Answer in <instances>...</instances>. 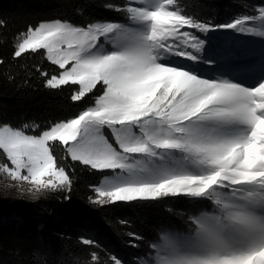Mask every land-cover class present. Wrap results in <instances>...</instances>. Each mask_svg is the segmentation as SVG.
<instances>
[{"label": "snow or ice", "instance_id": "6c2138e0", "mask_svg": "<svg viewBox=\"0 0 264 264\" xmlns=\"http://www.w3.org/2000/svg\"><path fill=\"white\" fill-rule=\"evenodd\" d=\"M108 6L124 9L133 24L56 20L21 34L14 57L44 49L61 70L46 87L77 85L73 101L97 85L102 94L94 105L37 134L24 129L39 125L0 126V150L11 165H0V171L36 192L70 188L71 178L54 156L58 142L73 161L113 173L95 187L94 203L185 196L214 205L191 218L187 236L165 231L151 245L156 256L140 264H264V69L251 83L206 76L202 67L213 60L196 54L204 41L188 31L264 36V8L258 17L211 24L182 12L178 0Z\"/></svg>", "mask_w": 264, "mask_h": 264}, {"label": "trees", "instance_id": "16d2710c", "mask_svg": "<svg viewBox=\"0 0 264 264\" xmlns=\"http://www.w3.org/2000/svg\"><path fill=\"white\" fill-rule=\"evenodd\" d=\"M178 3L182 12L211 24H224L246 15L258 17L264 8V0H178ZM108 5L122 4L120 0H0V125L20 129L25 124L39 125L35 131L31 127L24 129L37 134L95 103V98L102 94L99 85V90L94 89L81 101L71 99L77 85L46 87V81L60 70L46 59L42 49L35 53L26 51L20 57H14V52L24 38L21 34L42 22L60 20L87 26L112 21L125 25L127 19ZM188 31L204 41L202 52L196 54L213 60L212 64L203 65L204 75L251 83L264 69V36L231 29ZM42 72L48 75H41ZM107 135L112 140L111 133ZM54 149L57 165L64 167L71 178L70 188L39 192L25 186L16 188L0 171V264H114L113 257L124 264H140L144 258L156 256L151 245L160 243L165 231L187 236L193 227L191 218L214 207L211 202L185 196L94 203L93 189L111 171H97L73 161L58 142ZM5 163L11 166L0 150V165ZM129 232L143 239L135 240ZM82 237L96 244L85 245ZM133 243L137 246L133 247ZM93 252L97 253L98 261L92 259Z\"/></svg>", "mask_w": 264, "mask_h": 264}, {"label": "rangeland", "instance_id": "374dc122", "mask_svg": "<svg viewBox=\"0 0 264 264\" xmlns=\"http://www.w3.org/2000/svg\"><path fill=\"white\" fill-rule=\"evenodd\" d=\"M121 1V4L123 5V4H125L126 2H128V0H120ZM132 2H138V0H132ZM117 12H119L120 13V15H121V17H123V18H126L127 19V21H126V24L125 25H130V24H133V22L131 21V19H130V17L128 16V14L126 13V11L124 10V9H121V10H119V11H117ZM48 22H52V21H48ZM43 23V22H42ZM41 24V23H40ZM23 40V39H22ZM20 42H22L21 40H20ZM105 47L106 48H109V47H111V45H108V44H106L105 45ZM43 51H44V55H45V57H46V59H47V56H46V52H45V50L44 49H42ZM48 60V59H47ZM49 61V60H48ZM61 71V70H60ZM94 105V104H93ZM2 125H4V124H2ZM2 125H0V126H2ZM14 128V127H13ZM26 132V131H25ZM28 133V132H27ZM28 134H32V133H28ZM70 157V156H69ZM71 158V157H70ZM90 167V166H89ZM105 171V170H104ZM110 171V170H109ZM113 175V173L111 172V174L110 175H107L106 177H110V176H112ZM106 177H103L102 178V180L100 181V183H99V185L98 186H100L103 182H104V180H105V178ZM8 180V182L11 184V185H14V187H16V188H27V189H33V186L32 185H30V184H28V183H26V182H16V181H13V180H11V178H9V179H7ZM23 186H25V187H23ZM21 188V189H22ZM93 193L96 195V192H95V188L93 189ZM171 197V196H170ZM95 199H98V197H97V195L95 196Z\"/></svg>", "mask_w": 264, "mask_h": 264}]
</instances>
